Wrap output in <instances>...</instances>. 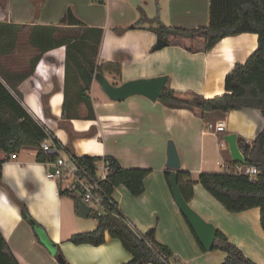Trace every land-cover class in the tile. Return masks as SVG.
<instances>
[{
    "label": "crops",
    "instance_id": "1",
    "mask_svg": "<svg viewBox=\"0 0 264 264\" xmlns=\"http://www.w3.org/2000/svg\"><path fill=\"white\" fill-rule=\"evenodd\" d=\"M130 1L0 0V23L54 26L60 29L57 39L67 38L65 29L70 27L65 15L70 10L85 26L103 30L96 66L104 69L100 73L110 84L120 86L133 80L166 76L165 87L180 94L191 91L204 99L222 95L226 75L257 48L255 34H241L222 39L209 51L204 50L200 39L182 43L172 40L166 47L154 50L158 39L149 31L153 27H135L142 12L140 6L148 0H135V6ZM154 1L160 11L164 8L161 24L167 27L193 30L209 23V0ZM114 29L122 30L121 34ZM30 33V29L17 32L11 50L7 39L0 40V73L17 84L20 97L16 98L45 128L49 141L59 144V156L66 159L68 153L76 157H110L125 170L149 171L143 180L142 195L133 197L124 186L113 190L112 199L122 216L142 235L154 229L155 241L175 255L177 264H221L226 258L224 252L200 250L175 203L164 171L189 173L191 182L201 173H219L217 163L229 162L231 157L227 144L221 149L218 142L235 134L237 142L244 139L250 146L264 126L261 113L251 109L228 112L223 120L225 132L213 135L201 118L186 109L168 108L143 96L110 101L93 79L85 96L94 117L86 119L85 104L71 87L65 109L67 115L77 119H63L65 47L43 53L31 69V61L39 52L29 43ZM21 34L25 39L20 38ZM32 53L36 55L31 57ZM109 65H119V73L115 74V68ZM169 141L179 158L177 170L166 167ZM36 155L37 149L23 147L16 159L9 158L1 170L0 233L17 263L61 264L57 252H51L41 242L35 227L58 246L66 264L131 261L120 242L107 233L100 246L73 245L68 241L74 234L94 230L97 221L90 219V212L87 218L78 215L77 197L60 195L58 182L48 177L51 168L38 163ZM9 192L25 204L34 226L23 220ZM189 206L247 259L264 264V232L258 208L229 213L199 184L193 186Z\"/></svg>",
    "mask_w": 264,
    "mask_h": 264
},
{
    "label": "trees",
    "instance_id": "2",
    "mask_svg": "<svg viewBox=\"0 0 264 264\" xmlns=\"http://www.w3.org/2000/svg\"><path fill=\"white\" fill-rule=\"evenodd\" d=\"M143 19L146 18L142 15L135 23V27H138ZM65 22L68 27L74 29V34L59 39L56 34L60 29L54 26L34 25L29 27L28 25L0 23V40L7 39V45L11 50L17 32L30 29L29 43L39 52L36 58L31 61V69L43 53L64 46L65 87L61 117L66 120L77 119L67 115L65 109L68 89L72 87L75 89V96L85 104L88 112L86 119H91L94 116L91 103L85 96V92L89 91L94 75L104 71L102 67L96 66L103 30L85 26L83 22L74 17L70 10L65 15ZM114 31L117 34L122 32L119 29H114ZM149 31L153 32L158 40L166 41L168 45L172 43V40L182 43L186 40L200 39L204 44L205 51L211 50L226 37L255 34L257 36L256 50L243 64H235L232 67L224 79L222 95L204 99L194 92L180 94L166 86L157 100L168 108L191 111L203 120L205 126L224 120L228 112L243 109L257 110L264 119V0H209V23L206 27L187 30L170 28L160 23L158 27L150 28ZM0 46H2L1 42ZM10 50H7L6 53H9ZM109 67L115 68V74L119 73V65L115 67L109 65ZM26 76V74L21 76L18 81ZM16 86V83L8 81L4 74L0 73V184L2 165L9 160L10 155L18 153L23 147L37 149L36 161L38 163L55 160L54 156L47 158L43 152L41 144L49 135L45 128L35 121L20 104L16 98V96L20 97ZM52 142L60 149L55 140ZM245 144V140L239 138L238 145L243 153L244 165L254 166L260 171L255 181L250 182L244 176L219 172L201 173L195 182H191L189 173L178 171L176 172L177 186L187 204L193 197V186L199 184L229 213H241L258 208L260 226L264 232V126L246 149H244ZM69 155L88 170H94V163L100 160L96 157ZM106 158L110 162V174L102 184L105 192L112 196L116 187L124 186L131 196L142 195L144 192L143 180L149 171L125 170L114 158ZM225 163L234 164L232 160ZM170 175V170L164 171L166 182L171 190ZM59 193L62 196H71L60 187ZM9 197L18 206L23 220L34 226L35 222L30 217L25 204L13 197L10 192ZM105 209L104 216L90 215L97 221V227L94 230L74 234L68 241L73 245L100 246L105 242V233H107L110 238L118 240L122 248L131 255V261L124 264H138L139 262L142 264H177L175 255L155 241L154 229H150L143 235L137 232L119 212L112 198L105 202ZM185 222L200 250L206 252L186 219ZM55 247L57 254H60L58 246L55 245ZM214 250H221L226 254V258L221 264H254L219 230H215V243L210 251ZM0 264H18L1 233Z\"/></svg>",
    "mask_w": 264,
    "mask_h": 264
},
{
    "label": "water",
    "instance_id": "3",
    "mask_svg": "<svg viewBox=\"0 0 264 264\" xmlns=\"http://www.w3.org/2000/svg\"><path fill=\"white\" fill-rule=\"evenodd\" d=\"M132 5H136L137 1L131 0ZM168 44L164 40H157L154 50H160L166 47ZM100 86L101 91L107 96L110 101L120 102L132 96H143L150 101L158 99L161 91L165 87L167 77L160 76L151 79H140L125 82L120 86H114L110 84L102 73H96L93 78ZM223 141L227 144L229 154L233 163L244 164L243 153L239 148L235 134L224 136ZM248 147L246 143L244 149ZM166 167L171 170H177L179 168V158L175 146L171 141L167 144V163ZM50 171H53L51 168ZM170 186L175 203L186 219L193 232L195 233L199 243L206 251H210L215 243V228L211 223L206 222L201 216H199L194 210H192L181 196L176 180V172H172L170 175ZM78 203V215L81 218H87L89 216L90 208L86 206L81 199H76ZM35 232L39 236L41 242L51 252H55V245L49 242L43 231L35 227ZM57 259L61 264H66L61 255H57ZM138 264H142L139 262Z\"/></svg>",
    "mask_w": 264,
    "mask_h": 264
},
{
    "label": "built area",
    "instance_id": "4",
    "mask_svg": "<svg viewBox=\"0 0 264 264\" xmlns=\"http://www.w3.org/2000/svg\"><path fill=\"white\" fill-rule=\"evenodd\" d=\"M207 130L213 135L225 132V122L219 120L214 124H207ZM224 141L218 142L219 148H224ZM41 148L47 158L55 157L54 161H47L44 164L53 169L48 171V177L55 179L62 190H66L72 196H75L90 208V213L100 217L106 214L105 202L110 201L109 196L102 187L110 174V162L106 157L94 163V170H88L80 165L76 159L67 154L66 159L59 156V148L55 146L49 137L43 141ZM10 160L16 159V154L10 155ZM220 172L240 175L247 177L250 182L256 180L260 174L258 168L254 166H245L244 164L234 163L232 165L220 162L217 163Z\"/></svg>",
    "mask_w": 264,
    "mask_h": 264
},
{
    "label": "rangeland",
    "instance_id": "5",
    "mask_svg": "<svg viewBox=\"0 0 264 264\" xmlns=\"http://www.w3.org/2000/svg\"><path fill=\"white\" fill-rule=\"evenodd\" d=\"M161 6V4H160ZM141 7V15H140V18L141 16H145L146 19H143L139 25L143 26V27H158L159 24L161 23V21H164V17H165V10L164 8L160 11L158 9V5L157 3L154 1V0H148L146 1V3H142V5L140 6ZM162 7H163V4H162ZM67 32H66V35H72L74 34V29L73 28H67L65 29ZM25 35L21 34L20 38H24ZM36 55V53H32L30 54V56H34ZM28 61V59L26 60V62ZM28 64L25 63V67L28 68ZM90 219H94L93 217H90ZM56 253V251H55Z\"/></svg>",
    "mask_w": 264,
    "mask_h": 264
}]
</instances>
